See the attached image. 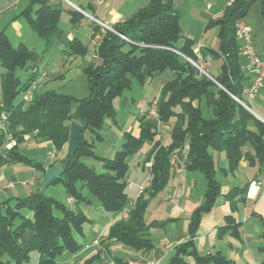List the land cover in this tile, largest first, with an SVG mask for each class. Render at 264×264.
<instances>
[{
	"label": "trees",
	"instance_id": "obj_1",
	"mask_svg": "<svg viewBox=\"0 0 264 264\" xmlns=\"http://www.w3.org/2000/svg\"><path fill=\"white\" fill-rule=\"evenodd\" d=\"M255 2L260 3L264 20V0H235L231 6L225 7L219 19L208 24L207 28L218 30V48L216 51L203 48L200 56L207 59L211 55L215 60H222L217 76L207 70L211 79L190 62H200L190 39H184L181 47L176 46L182 36L173 0H149L146 7L112 26V31L104 30L95 50L99 64L89 63L82 69L89 95L81 99L47 91L42 94L33 92L30 103H26L23 97L17 101L37 79L34 71L37 56L22 43L13 48L5 34L0 33V65L5 70L0 83V168L23 164L40 171L44 177L45 167L18 151L25 136L38 142H49L55 151H60L69 144L71 123L80 124L79 147L73 158L68 153L62 159L59 164L61 177L49 186L62 184L66 197L73 198L76 204L89 205V196H92L105 212L116 218L128 212L127 219L116 220L110 226L106 240L148 254L154 249L150 231L161 225L156 221L146 224L145 211L172 175L171 155L176 151L181 153L188 146L184 169L202 173L207 185L203 204L192 212L189 219V240L176 247L168 264H187V257H192L196 264H233L220 253L199 255L193 239L202 215L212 209L216 198L221 195L211 151L224 154L227 162L224 171L230 174L237 171L241 161L248 162L250 167L264 162V123L237 101L243 102L246 77L241 70L235 25L243 20ZM68 12L70 24L77 26L83 15L74 9ZM60 16L61 10L48 0H31L19 14L44 40L46 48L56 42L63 43L58 26ZM95 29L100 27L96 25ZM65 45L71 56L85 57L88 54L87 47L78 39L67 40ZM23 69L33 70L25 83L15 75L16 70ZM165 70L171 71L172 79L163 86L155 100L157 119L141 114L138 133L123 132L121 149L112 159H100L104 172L96 173L84 160L99 159L94 153L93 141L102 140L100 131L106 120H115L113 101L130 88L133 80L143 83L146 78H153ZM203 101L211 110L209 119L202 115ZM159 127L169 128L167 145L156 139ZM85 132L91 135L90 141L85 138ZM8 137L15 141L9 149L6 148ZM145 142H151L152 146L145 160L152 162L149 198H138L130 208L125 193L129 170L127 160ZM247 187L248 184L232 188L224 195L233 211L238 203L245 201ZM25 213L31 214V218ZM17 219L20 223L15 225ZM225 221V226L218 230L219 235L229 232L233 237H239L233 217L226 216ZM86 222L83 214H76L66 204L37 192L25 198L8 199L0 204V264H29L32 252L38 254L37 264H65L58 258L64 252L74 255L82 249L84 243L76 240L74 235L83 236L82 226ZM28 231L33 236L22 246L19 241ZM261 251L264 254V248ZM115 260L124 264L122 259ZM93 262L90 259L82 264ZM261 264H264V256Z\"/></svg>",
	"mask_w": 264,
	"mask_h": 264
},
{
	"label": "rangeland",
	"instance_id": "obj_2",
	"mask_svg": "<svg viewBox=\"0 0 264 264\" xmlns=\"http://www.w3.org/2000/svg\"><path fill=\"white\" fill-rule=\"evenodd\" d=\"M28 3L29 0H23L21 4L18 5L19 10L16 12V15L22 11ZM67 6L68 5L65 1H62V4L59 5L60 9L64 10H67ZM174 7L179 17L182 36L176 46L181 47L184 39H190L193 42V46L202 44L205 45V47L216 51L218 48V30L214 27L207 28V26L211 21H215L222 16L220 13L223 12L226 7L225 1L174 0ZM7 11L8 12L5 15L0 17V25L2 20L8 19V15H13L12 9ZM18 20L20 24V29L18 31H14L12 26L8 24L3 26L5 27L4 33L13 48H16L22 43L37 56V67L36 70H34L37 72V79L35 84H33L34 86L30 88V91H32V93L36 92L37 94H42L47 91H55L56 93L69 95L76 99L87 97L89 95L87 78L82 72V69L89 63L98 65L99 61L93 56L94 42L91 36V30L85 25V22H83L82 26L72 28L69 24L67 13L63 11L59 21L63 43L56 42L53 43L50 48H46L44 40L27 25L26 21L23 18H19ZM242 21L251 28L255 51L264 62V20L261 15V6L259 2L252 4ZM67 33L71 34L73 38L78 39L87 47L88 54L85 57H74L69 55V49L65 45L68 39ZM243 62V59L240 58V63L243 64ZM221 63L222 60H215L211 55H208L207 59H203L206 71L208 70L212 76L218 75ZM4 72L5 70L0 65V83ZM31 73H33V70L23 69L16 70L15 75L22 83H25ZM170 79H172L171 71L165 70L153 78H146L143 83H140L137 80L132 81L130 88L125 90L120 97L113 101V109L116 114L115 120H106L103 130L100 131L102 140L93 141L95 145L94 153L99 159H85L84 162L86 165L93 167L96 173L104 172L100 159H112L115 153L121 149L123 143L122 137L117 134L113 127H109L108 122L122 132L126 127L131 126L134 129L133 134H137L138 119L142 114L141 112H147L150 109L151 103L159 98L161 89ZM245 85L246 81L244 82V86ZM22 97L23 95L21 94L17 98V101L22 99ZM243 102L249 106V109L256 116L264 120V84L252 100H248L244 97ZM201 111L205 119L211 118V110L207 108L204 101L201 104ZM159 136L162 138L160 139L162 143L166 142L169 138V128L159 127V134L156 137L157 140H159ZM90 137L91 135L88 132H85V138L90 141ZM35 143L37 144L38 141L32 138H25L24 143L19 146L18 151L27 156L34 163L40 164L43 167L57 163L55 162L56 160L48 159L47 155L52 152L56 156L63 148L60 151H55L52 146L38 147L34 146ZM14 145L15 141L11 140L6 145V148L9 149ZM65 146L68 148V151H66L64 158H66L69 153V144H65L63 147ZM151 147V142H145L142 148L127 160L129 170L126 177L127 185L125 193L127 200L130 203L137 200V188H129L128 183L136 181V186H139L149 176V170H143L142 167ZM211 153L215 162V179L221 181L225 177L223 170L227 169L225 156L223 153L216 151H211ZM255 167L256 170L261 169V172H264V162ZM36 171V169L23 164H11L10 166H6L0 172L2 174V182H0V202L3 203L11 198H25L31 193L37 192L39 188L37 183L27 186L21 184L23 181L34 179ZM228 176L227 179L232 180L230 179L229 173ZM184 177L190 183V188L193 190L190 201L196 199L202 201L207 185L204 175L198 171H185ZM11 183L14 184L13 188L6 189L5 186ZM234 186L237 187V184ZM165 192L166 191L164 190L162 194L155 198V202H153L155 207L149 209L144 216L146 224L153 222L155 219H163V216H159L162 212H160V207H157V202L162 198V195ZM43 195L46 198H52L58 202L66 204L74 213H80L86 217L87 222L82 226L84 233L83 236L74 235L75 239L79 242H82L83 239H90L95 232L99 233L100 231H103L106 223L113 217V214L105 212L101 208L99 201L92 196H89V205L76 204L73 198H70L71 201L66 203L64 187L60 183L47 187ZM221 202V197H218L215 206H219ZM10 204H13V201H11ZM55 215L59 216L57 212H55ZM29 218H31V216ZM249 218L250 220L244 225V229L253 234L255 226H260L261 224L258 218ZM19 223L20 221L17 219L15 225H18ZM99 237L104 248L108 250L110 242H107L106 238L102 236H97L96 238ZM21 239L19 242H21ZM160 239L161 236L158 234H153L151 236V240L155 245H158ZM130 252V249L121 244L120 246H117L115 250H111L112 255L117 257H124L126 254H130ZM36 255L37 253L35 252L31 253L29 264H37ZM64 256L68 257V255L64 253L59 259L61 257L65 258ZM93 260L98 262L96 257H93Z\"/></svg>",
	"mask_w": 264,
	"mask_h": 264
},
{
	"label": "crops",
	"instance_id": "obj_3",
	"mask_svg": "<svg viewBox=\"0 0 264 264\" xmlns=\"http://www.w3.org/2000/svg\"><path fill=\"white\" fill-rule=\"evenodd\" d=\"M22 1L23 0H0V17H2V15H5L8 12L7 10L9 9H12L13 12V15H8L7 20H2V23L0 25V33L5 34V27L3 26H6L8 24L12 26V29L14 31H18L20 29L18 19L22 18L19 17V14L22 11H20L17 15L16 12H18V5L21 4ZM30 1L31 0H29V3ZM48 1L51 5H54V7L58 9H60L59 5L62 4V1H65L68 5L67 10H60L61 13L63 11L67 13L69 20V9H74L83 15V18L77 26H72L70 24V21L69 24L72 26V28H77L78 26H82L83 22H85V25L91 30V36L94 42V57L96 46L98 45L105 30L102 25L111 28L114 25L122 23L125 19L135 14L139 9L146 7L149 3V0H105L103 4H99L98 0ZM29 3L24 7V9L29 5ZM222 13L223 12H221L220 15ZM100 23L102 25H100ZM96 25L100 27L99 30L95 29ZM67 38L68 41L74 39L69 33H67ZM203 48L208 47H205V45L202 44H199L198 46H193V52L199 55L200 50ZM244 63L245 62H243L241 66L244 65ZM244 75L246 77V85L244 87L245 89L249 85L250 78L249 76H247V74ZM108 125L109 127H113V129L121 137L123 132L131 131L133 133L134 131L131 126L126 127L125 130L122 132L121 130L116 129L113 124H110V122H108ZM159 137V139H162L161 136ZM168 143L169 138L166 142H163L162 144L167 145ZM34 146L44 147L52 145L49 142H38L37 144L35 143ZM66 151H68V148L65 146L58 155H54V157L51 158V160H56V166H59L60 162L66 155ZM47 158L50 159L48 155ZM5 167L6 166L0 168V172ZM48 168L50 167H45V169ZM142 168L144 170V167ZM223 173L225 177L223 178V180L218 181L221 186V195L219 197H221L222 202L219 204V206H215L216 200L218 198L217 197L212 209L202 215L200 225L193 239L197 253L201 256L220 253L222 256L233 262V264H261V261L264 256L263 251H261V249L264 248V172H261V169L256 170V167H250L248 162L246 161H241L238 165L237 171L233 174L229 173L230 179L232 180L227 179L228 173H226L224 170ZM1 180L2 174L0 173V182H2ZM34 180L35 183H37L38 185L41 183V181L43 180V176L40 171H36V176H34ZM258 183H260L261 185L258 186ZM130 184L132 186L129 187ZM235 184H237V187L240 188L248 184V187L244 194L245 201L238 203L236 205V209L233 211L230 207V203L224 199V195H226L232 188H235ZM128 187H136V181L128 183ZM164 190L166 192L162 195V198H160V200L157 202V207H160V212H162L159 216H163V219L154 220L158 222V224H160L161 226L151 229L149 236L150 239L153 234H158L159 236H161V239L158 241V245H155L152 242L154 245V249L148 254L130 250V254H126V256L124 257H117L112 255L111 250H115L117 246H120V244L110 242L108 250L111 255L114 256V258H119L123 261L129 259H141L143 261L153 259L157 261V264H168L170 259L174 256L176 252V247L189 240V219L192 212L198 206L203 204L204 195L202 201H200V199L190 201L193 192V190L190 188V183L185 179L184 175L181 178H177L173 175V173L163 191ZM163 191H161L158 195L162 194ZM167 195H170L171 199L167 202H164V198ZM155 198H153L148 204L147 209L145 211V215L147 214L149 209L155 207L153 205V202H155ZM69 199L70 198L66 197V203H69ZM1 203L2 202H0V204ZM26 216L30 217L31 214H26ZM226 216H232L235 220V223L238 225L239 237H233L229 232L219 235V228L225 226L226 224ZM249 217L258 218L261 224L260 226H255L253 234H251V232H247L244 229V225L250 220ZM116 220V217L110 218L109 221L106 223L105 229H103V231H100L99 233L95 232L90 239H83L81 243H88L97 236H102L106 238L110 226ZM32 236L33 234L31 232H26L23 238L21 239L20 244L24 246L32 238ZM64 253H66L68 257L64 256L65 258H58V261L61 263L82 264L86 260L93 259V257H90L86 254H82L75 258V254L73 255L67 252ZM185 260L187 264H196L192 257H187ZM36 263H38V254L36 255ZM92 264L99 263L94 260Z\"/></svg>",
	"mask_w": 264,
	"mask_h": 264
},
{
	"label": "built area",
	"instance_id": "obj_4",
	"mask_svg": "<svg viewBox=\"0 0 264 264\" xmlns=\"http://www.w3.org/2000/svg\"><path fill=\"white\" fill-rule=\"evenodd\" d=\"M105 0H98L99 4H103ZM226 6H231L235 0H224ZM100 25H102L100 23ZM105 29L110 30L111 28L102 25ZM235 37L236 41L238 43V54L240 58L244 59V65L241 66V70L244 74H247L249 76L250 81L249 85L244 89V97H246L248 100H252L255 95L260 91L264 84V62L261 60V58L257 55L254 47V42H253V37L251 33V28L247 26L243 21H238L235 25ZM199 57V64H196L192 62V64L202 73L206 72V68L204 67L203 64V59L201 58L200 54L198 55ZM203 74V73H202ZM205 75V74H204ZM33 97L32 91H27L23 95V99L26 103H30ZM239 103L244 104L243 102L237 100ZM247 106L246 104H244ZM248 107V106H247ZM249 108V107H248ZM142 114H148L150 117H153L157 119V113H156V102L153 101L150 109L147 112H141ZM1 119L4 121L5 120V115L2 113L1 114ZM9 141L12 139L10 137ZM25 138H29L28 136H25ZM188 154V146H185L183 151L180 153L178 151L174 152L170 159H169V164L171 167V171L174 176L177 178H181L184 175L185 169H184V162L187 158ZM48 157L51 159L54 157L53 153L48 154ZM144 169L149 170V176L146 178V180L140 184L139 186H136L137 188V199L142 198L143 200H147L148 197V190L151 186V176H150V170L152 167V162L148 161L143 164ZM35 180H28V181H23L21 184L23 186L27 185H34ZM258 186L261 185L260 183L257 184ZM14 184H8L5 188H13ZM132 186L131 184L129 187ZM171 199L170 195H167L164 198V202H167ZM71 201V199H69ZM134 201L133 203L130 204V208H133L135 205ZM128 217V212H125L121 214L120 216L117 217V220L119 219H127ZM82 254H86L90 257H96L98 259L99 264H119L116 262L114 256L111 255L109 250L104 248L102 241L99 238H95L91 240L88 243L83 244L82 249L74 255V257H78ZM124 264H157L156 260L149 259L147 261H143L141 259H129L126 261H123Z\"/></svg>",
	"mask_w": 264,
	"mask_h": 264
},
{
	"label": "water",
	"instance_id": "obj_5",
	"mask_svg": "<svg viewBox=\"0 0 264 264\" xmlns=\"http://www.w3.org/2000/svg\"><path fill=\"white\" fill-rule=\"evenodd\" d=\"M112 31V29H110ZM190 61V60H189ZM191 62V61H190ZM192 63V62H191ZM205 74L207 77L213 79L208 73L202 72ZM245 109H247L251 114H253L258 120H260L262 123H264V120L256 116L247 106L244 104L240 103ZM81 130V125L72 122L70 125V139H69V155L71 158L74 157L75 152L77 151L79 145L77 141V136ZM62 170L59 166H53L45 170V174L43 177V180L39 184V188L37 193L39 195H42L46 188L54 181L57 180L61 177Z\"/></svg>",
	"mask_w": 264,
	"mask_h": 264
}]
</instances>
